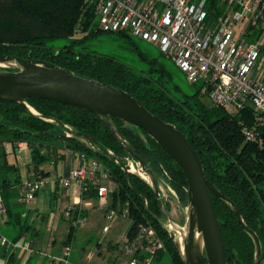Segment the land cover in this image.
Listing matches in <instances>:
<instances>
[{
	"label": "trees",
	"instance_id": "1",
	"mask_svg": "<svg viewBox=\"0 0 264 264\" xmlns=\"http://www.w3.org/2000/svg\"><path fill=\"white\" fill-rule=\"evenodd\" d=\"M97 8L98 2L90 0H0V55L49 62L116 86L139 100L154 115L175 125L199 155L207 179L236 205L248 227L259 236L264 261V114L258 115L248 106L233 117L224 109L207 104L201 85L196 91L186 92L166 65L143 52L134 37L96 30ZM207 11L209 20H215L224 14L226 4L222 0H207ZM79 24L85 27L87 35L76 40L73 37ZM261 26L250 29L246 35L248 41L262 37ZM103 34L124 38L128 48L147 61L148 68L136 70L115 57L90 49L89 42ZM161 56L166 58L162 52ZM28 104L38 114L19 103L0 102V195L7 213L6 223L16 225L17 216H21L8 204V199L15 196L13 189L23 186L19 167L9 161L17 155V144L30 143L32 173L43 177L48 173L44 167L53 160H62V150L66 148L97 159L111 173L116 182L111 208L120 211L129 208L132 225L127 233L130 240L136 237L141 225H150L164 243L155 264H185L164 223L147 211L149 208L161 217L152 186L135 174H130L128 183L122 163L126 164L129 155L103 121L90 112L52 101L31 99ZM258 117L262 120L258 121ZM114 122L139 157L155 171L159 182L164 172L169 174V184L176 191L179 204L187 207L188 183L178 164L147 133L122 120L114 119ZM66 126L73 128V137L67 136ZM245 128L253 131L254 140L247 139ZM11 175L17 178L12 180ZM94 198L98 200V192L93 188L85 194V200ZM213 201L228 263L254 264L256 248L252 237L239 224L227 203L215 195ZM166 207L170 212V207ZM20 223L18 226L25 227L26 223Z\"/></svg>",
	"mask_w": 264,
	"mask_h": 264
},
{
	"label": "built area",
	"instance_id": "2",
	"mask_svg": "<svg viewBox=\"0 0 264 264\" xmlns=\"http://www.w3.org/2000/svg\"><path fill=\"white\" fill-rule=\"evenodd\" d=\"M98 2L96 30L105 33H127L134 38L155 45L167 59L172 60L185 74L192 85L200 84L210 102L235 117L252 106L258 115L264 114V72H258L257 59L262 50L264 35L257 41L245 37L253 27L264 24V0H222L226 11L215 20H209L207 0H90ZM87 34L79 24L75 37ZM262 120L261 117L257 119ZM248 140H254L253 131L245 128ZM67 136L73 133L67 130ZM85 143L95 149L85 140ZM2 143L0 142V148ZM32 155L28 142L17 144V156L22 160ZM114 155L113 152H110ZM82 165L72 170L68 176L58 181L65 187L78 183L82 193L91 189L98 192L99 207L107 213L109 221L119 218L130 220V210L111 208V195L116 182L107 168L95 158L80 155ZM126 166L131 174L140 176L148 184L149 180L140 172V167L130 157ZM52 170L56 161L50 163ZM170 176L164 172L160 181L161 194L166 202L179 198L172 188ZM47 180L41 174L32 173L31 178L21 187L20 203L30 206L38 194L47 187ZM188 191V190H187ZM93 207L87 201L84 207L71 206L66 217L72 226L86 225L85 209ZM0 216L7 218L6 209L0 196ZM123 254L129 264H155L164 243L157 231L143 224L136 237L130 240L128 233L123 237ZM25 248L29 249L30 244ZM68 248L66 256H70Z\"/></svg>",
	"mask_w": 264,
	"mask_h": 264
},
{
	"label": "water",
	"instance_id": "3",
	"mask_svg": "<svg viewBox=\"0 0 264 264\" xmlns=\"http://www.w3.org/2000/svg\"><path fill=\"white\" fill-rule=\"evenodd\" d=\"M0 68V102L19 103L38 114L28 101L42 99L90 112L103 121L119 146L137 162L141 174L149 180L159 203L161 217L153 214L149 208L147 211L159 222L165 220L164 226L175 241L185 264H229L213 195L231 207L239 224L252 237L256 248L254 264H264L259 236L248 227L236 205L207 179L199 155L186 135L175 125L151 113L126 91L49 62L0 55ZM114 119L147 133L183 171L188 183L184 225L172 219L162 197L157 174L121 134ZM66 129L74 132L70 126H66ZM89 140L96 143L94 139ZM122 167L129 183L131 173L125 164L122 163Z\"/></svg>",
	"mask_w": 264,
	"mask_h": 264
},
{
	"label": "crops",
	"instance_id": "4",
	"mask_svg": "<svg viewBox=\"0 0 264 264\" xmlns=\"http://www.w3.org/2000/svg\"><path fill=\"white\" fill-rule=\"evenodd\" d=\"M62 154L64 158L56 161L54 170L50 164L44 167L48 184L32 205L21 204V188L13 189L15 196L8 199V204L21 216H17L16 225L7 224V218L0 216V264H129L123 254V237L129 228L122 230L124 223L121 222L132 221L123 218L109 221L107 213L99 207V200H85L80 184L61 185L60 177L68 176L82 165L79 154L66 148ZM9 161L19 167L20 184L30 179L34 168L31 154L22 160L16 155ZM16 178L17 175L10 176L12 180ZM87 201L93 203V207L85 209L87 223L73 230L66 211L74 205L84 207ZM166 206L170 207L174 221V210L179 206L184 211L174 199L166 202ZM20 222L26 223L25 227L18 226ZM27 244L29 249L25 248ZM68 248L71 249L69 257L66 256Z\"/></svg>",
	"mask_w": 264,
	"mask_h": 264
},
{
	"label": "rangeland",
	"instance_id": "5",
	"mask_svg": "<svg viewBox=\"0 0 264 264\" xmlns=\"http://www.w3.org/2000/svg\"><path fill=\"white\" fill-rule=\"evenodd\" d=\"M263 30L264 35V24H262L261 28ZM260 29H257L259 31ZM87 35V34H86ZM85 37V36H84ZM74 39H81L76 38L75 35L73 37ZM247 40L249 39V36L245 37ZM135 41L141 48L143 52L149 55L150 58H158L161 60L162 63L166 65V67L169 69L170 73L175 77L176 81L180 83V86L182 89H184L186 92H193L196 91L198 88H200V84L192 85L189 83L186 79L185 74H183L176 64L167 58H162L161 51L153 44H150L148 42L142 41L140 39L135 38ZM90 49H93L99 53L106 54L112 57L117 58L119 61L127 64L130 67H133L136 70H145L148 68V63L145 60H142L140 56H138L134 51L130 50L128 48V45L124 38L113 35V34H103L99 37L91 40L89 42ZM3 67H8L3 66ZM2 68H0L1 70ZM258 72H264V39L262 43V50L261 53L257 59V67ZM204 101L207 104H210V99L208 96L204 98ZM57 146H60L61 143H54ZM183 209L185 207H182ZM174 219L175 222L179 225H184L186 223V213L185 210L183 211L179 206L174 210ZM122 224V230H127L131 227L132 223L130 222H121ZM163 223H166L163 219Z\"/></svg>",
	"mask_w": 264,
	"mask_h": 264
},
{
	"label": "bare ground",
	"instance_id": "6",
	"mask_svg": "<svg viewBox=\"0 0 264 264\" xmlns=\"http://www.w3.org/2000/svg\"><path fill=\"white\" fill-rule=\"evenodd\" d=\"M145 177V176H144ZM146 178V177H145Z\"/></svg>",
	"mask_w": 264,
	"mask_h": 264
}]
</instances>
